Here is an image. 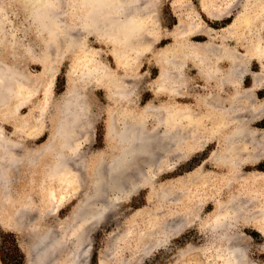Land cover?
Listing matches in <instances>:
<instances>
[{"label":"rangeland","instance_id":"obj_1","mask_svg":"<svg viewBox=\"0 0 264 264\" xmlns=\"http://www.w3.org/2000/svg\"><path fill=\"white\" fill-rule=\"evenodd\" d=\"M0 1L3 3L0 38L5 41V45L0 42V58L12 67H20L30 78L25 79L29 87H25V104L14 112L17 116L4 120L0 114V130L25 148L36 149L56 134L57 106L70 87L72 65L83 54L78 48L72 52L70 43L64 41L47 44L43 50L46 40L42 43L40 37H47V31L36 29L33 16L18 2ZM254 4L255 0H157L154 17L145 18L148 23L144 30L147 37L160 32L161 38L155 43L146 36L144 41L141 38L143 48L127 63L132 75L127 82L132 80L134 84V105L142 107L147 102L158 104L169 100L168 94L155 95L153 91L159 73L154 52L172 45L174 32H183L191 24L202 21L211 29L210 36L196 35L189 39L202 42L211 37L220 44L226 25ZM207 8L227 11L228 17L213 20L207 17ZM224 39L227 44L235 45L232 38ZM87 41L90 49L98 51L97 58L107 63L117 76L127 75V70L123 72L115 64L111 43L94 36ZM144 49L150 50L143 53ZM259 70L257 65L252 69ZM184 73L187 80L180 90L188 98L176 101L194 105L193 96L202 92L204 81L192 63L186 65ZM250 83L251 79L246 77L245 85ZM13 86L11 102L16 103L18 93L15 83ZM90 94L95 114L93 143L90 147L84 143V149L87 151L89 147L87 153L91 158L93 152L105 147V109L115 104L107 90L97 83L90 87ZM255 97L264 98V87L255 92ZM27 120L32 125L28 133L22 129ZM147 125L154 127L153 120L147 119ZM253 125L264 130V116ZM33 130L38 132L34 134ZM171 144L168 152L161 153L158 148V153L140 156L134 167L128 168L129 172L122 173L119 184L114 181V174L107 173L108 178L102 179L108 182L104 180L97 188L95 185L96 190L91 174L78 180L70 166L57 171L56 167L52 168L54 165L48 166L51 159L47 155L36 164H25L13 175L12 201L4 203L0 199V264H237L227 250L234 243L244 250L242 264H264V235L242 218L247 208L244 204V208L233 209L229 213L232 218L219 226V222L214 225L215 220L209 218L217 201L227 203L231 193L244 192L245 184L255 172H264V159L255 166L233 172L210 163L202 164L213 144L206 151L188 155L180 143ZM16 152L20 151L14 149L13 153ZM181 186L190 191L189 204L192 211L199 210L198 217L194 218L192 213L185 215L181 194L175 192L169 200L164 196L168 189ZM252 203L248 205L250 209L256 206ZM189 221H192L190 225ZM181 225L186 227L183 229Z\"/></svg>","mask_w":264,"mask_h":264},{"label":"bare ground","instance_id":"obj_2","mask_svg":"<svg viewBox=\"0 0 264 264\" xmlns=\"http://www.w3.org/2000/svg\"><path fill=\"white\" fill-rule=\"evenodd\" d=\"M14 1L33 16L32 24L36 29L47 31V37H40L42 43L46 40V44H42L43 50H46L47 44L64 41L70 43L72 52L78 48L83 55L74 61L70 70V87L57 106L55 136H50L41 146L30 150L0 130V199L4 203L13 199L10 196L13 175L25 164H36L43 155L51 159L47 162L48 166L54 165L52 168L56 167L57 171L70 166L79 176L76 177L78 180L91 174V183L96 188L97 184L107 180L102 178H106L110 172L119 184L122 173L133 168L140 156L144 158L154 154V151L158 153V148L163 151H159L161 153L168 152V147L171 148L169 143H180L186 155L206 151L213 144L202 164L210 163L233 172L255 166L264 159V130L253 125L264 116V98L255 97V92L264 87V0H255L253 6L247 7L226 25L220 44L211 37L202 42L189 39V36H210L211 29L205 27L202 21L195 22V26L191 24L192 27L183 32H174V43L154 52L159 73L154 79L153 91L155 95L168 94L169 100L158 104L147 102L142 107L134 105V84L132 80L131 83L127 82L132 78L127 63L134 60L137 50L143 48L141 38L144 41L146 36L153 43L161 38L160 32L157 36L147 37L144 30L148 23L145 18L154 17L157 0ZM2 4L0 1V12L3 10ZM226 12L210 8L205 11L207 17L218 21L228 17ZM92 36L113 45L115 64L123 72L127 70L126 76H117L107 63L97 58L98 51L88 47V37ZM227 37L232 38L235 45L227 44L224 39ZM0 42L5 45L2 38ZM150 43H147L149 47ZM149 50L144 49L143 53ZM188 63L193 64L204 81L202 92L193 96L194 105L176 101L188 98L180 90L187 80L184 69ZM255 65L260 68L257 72L252 71ZM26 76L20 67H12L0 58V114L4 120L16 115L14 112L25 104ZM246 77L251 79L248 86L245 85ZM14 83L18 93L16 103L11 102L14 99ZM94 83L107 90L115 107L105 109V147L93 152L90 158L87 152L93 143L95 119L90 87ZM149 118L153 120L154 127L147 125ZM31 126L27 120L22 129L28 133ZM84 143L89 144L87 151ZM14 149L20 152L13 153ZM172 189L163 195L169 200L171 194H181L185 215L192 213L194 218L198 217L199 210L192 211L189 204L190 191L184 186ZM250 202L251 205L252 202L256 204L252 209L248 206ZM243 204L247 208L242 218L264 235L263 171L255 172L245 184L243 193H231L227 203L217 201L215 211L209 218L215 220L214 225L219 222V226L232 218L229 213L233 209L243 207ZM224 210H227L226 214L220 216L225 213ZM181 226L184 229L185 225ZM213 227L216 229V226ZM227 250L237 264L244 262L241 246L234 243Z\"/></svg>","mask_w":264,"mask_h":264}]
</instances>
